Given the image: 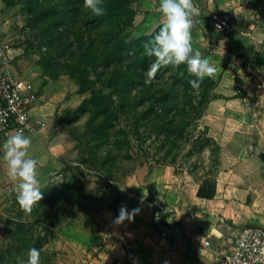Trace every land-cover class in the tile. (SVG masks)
I'll return each mask as SVG.
<instances>
[{"label": "crops", "instance_id": "1", "mask_svg": "<svg viewBox=\"0 0 264 264\" xmlns=\"http://www.w3.org/2000/svg\"><path fill=\"white\" fill-rule=\"evenodd\" d=\"M153 1L156 6L147 14H135L134 19L145 21L136 27L137 35L149 34L163 22L159 0ZM193 3L199 8L191 30L193 48L217 68L209 76L216 82V98L208 102L199 123L220 148L214 196L198 197L201 180L186 171L175 173L171 166L152 168L144 182L132 174L126 187L116 191L140 199L144 210L121 223L115 222L111 210L95 214L88 227L98 229L102 224L107 231L103 236L96 232L94 244H102L100 251L92 248L77 254L81 264H223L241 229L264 227V0ZM213 12L230 19L229 31H219L210 19ZM0 69L25 76L34 91L43 89L31 110L34 114L40 115L36 107L39 112L53 110L52 83L26 77L9 63ZM158 208L161 221L156 225L152 215ZM205 240L208 246L203 245Z\"/></svg>", "mask_w": 264, "mask_h": 264}, {"label": "rangeland", "instance_id": "2", "mask_svg": "<svg viewBox=\"0 0 264 264\" xmlns=\"http://www.w3.org/2000/svg\"><path fill=\"white\" fill-rule=\"evenodd\" d=\"M131 6L135 14H147L156 4L153 0H133ZM134 21L138 25L133 24L129 29V39L141 36L137 35L140 30L136 27L145 22L144 17ZM32 22L25 0H0V61L15 66L26 77H41L42 82L53 85L50 91L54 97L49 100L53 110L47 113L35 109L40 113L36 115L45 120V129L34 134L24 133L31 137L29 152L39 162L41 190L44 192L49 188L51 192H45L33 205L39 206L38 209L21 207L16 198L17 181L9 175L4 151L1 152L0 245L3 241L2 221H57L43 244L45 259L41 264H81L76 259L77 254L92 248L100 251L102 244H94L96 232L97 236H103V231H107V228L101 229L102 224L98 229L93 224L88 227L95 214L105 209L117 216L121 206L144 210L140 199L117 193V187H126L127 178L135 174L144 182L152 168L163 166H171L175 173L186 171L195 179L214 174L219 170L220 150L216 151L212 142L203 138L204 127L200 126V119L194 120L190 108H187L183 135L176 141L174 138L167 143L163 136L151 132L149 126L136 130L132 119L121 113L119 119L111 120L108 141L98 147L96 141L90 140L86 128L90 112L82 106L90 98V90L87 85L81 86V72L77 67L63 68L69 59L54 54L47 46L43 32ZM90 77L93 79L92 75ZM23 79L32 84L25 76ZM92 87L101 89L103 96L113 90V87L101 88L97 81ZM42 90L35 91L34 107ZM111 97L112 105H118V94L115 92ZM199 138L201 144L197 142ZM203 143L207 145L201 148ZM90 148L97 150L96 166H93ZM105 155L111 156L104 160ZM39 203L50 205L47 215L42 213Z\"/></svg>", "mask_w": 264, "mask_h": 264}, {"label": "trees", "instance_id": "3", "mask_svg": "<svg viewBox=\"0 0 264 264\" xmlns=\"http://www.w3.org/2000/svg\"><path fill=\"white\" fill-rule=\"evenodd\" d=\"M25 2L34 27L43 32L50 50L57 56L69 59L63 68L77 67L81 72L80 84L87 85L90 90V98L82 106L90 112L86 128L90 140L96 141L98 147L108 141L111 120L119 119L121 113L132 119L136 130L141 126H149L151 132L163 136L167 143L174 138L176 141L183 135L187 108L194 112V120L200 119L208 102L216 98L213 93L216 82L210 77H204L198 88L189 84V79L196 77L188 71L186 64L163 65L153 77L147 75V70L156 57L147 55L144 46L158 31L159 26L149 34L129 39L128 32L135 16L131 6L133 0H103V15L93 13L85 0ZM90 75L93 79H90ZM146 80L150 82L146 83ZM95 81L101 88L113 87L112 93L101 95V89L92 87ZM115 92L119 96L118 105H112L111 96ZM203 133V138L210 140L215 150L219 151L218 144L207 136V127L203 128ZM200 140L199 138L197 142ZM206 145L203 143L201 148ZM94 150L95 148L89 149L93 155V166H96L98 154ZM110 156L105 155L103 159L108 160ZM101 165L102 162L99 167ZM215 175L216 173L205 174L197 178L201 180L197 190L198 197L211 199L214 196ZM148 191V199L149 196L151 199V185ZM45 192L51 190L47 188ZM38 205L42 206V213L47 215L50 205ZM38 208L31 206L30 209ZM17 212L19 215V210ZM56 222L2 221L0 264L26 262L31 247L40 250L42 262L45 259L43 244Z\"/></svg>", "mask_w": 264, "mask_h": 264}, {"label": "clouds", "instance_id": "4", "mask_svg": "<svg viewBox=\"0 0 264 264\" xmlns=\"http://www.w3.org/2000/svg\"><path fill=\"white\" fill-rule=\"evenodd\" d=\"M85 3L96 15L104 14L103 0H85ZM159 9L163 22L159 23L158 31L144 46L147 55L156 57L147 70V75L153 77L163 65L179 66L183 63L196 77L189 79V84L198 88L206 75L211 76L217 71L208 57L202 56L199 50L193 48L191 30L193 17L199 13V8L193 0H159ZM31 143V137L25 135L22 129H18L2 146L8 173L17 181V201L26 210H30L44 194L38 174L39 162L29 152ZM139 210L138 207L129 210L126 206H121L115 222L121 223L125 219L131 221ZM22 264H41L40 250L31 247L27 261Z\"/></svg>", "mask_w": 264, "mask_h": 264}, {"label": "built area", "instance_id": "5", "mask_svg": "<svg viewBox=\"0 0 264 264\" xmlns=\"http://www.w3.org/2000/svg\"><path fill=\"white\" fill-rule=\"evenodd\" d=\"M210 19L218 26L219 31L231 29V21L218 13H211ZM1 66L5 61H0ZM36 92L20 77L0 69V154L4 141L16 130L24 133H39L46 127L42 117L34 114L32 106L36 101ZM161 208L154 211L152 221L160 224ZM165 236V232H162ZM204 246L209 242L205 240ZM223 264H264V227H246L234 238L230 251L223 256Z\"/></svg>", "mask_w": 264, "mask_h": 264}]
</instances>
